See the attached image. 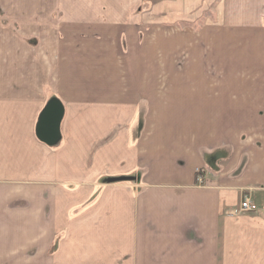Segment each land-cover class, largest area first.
I'll return each mask as SVG.
<instances>
[{
    "label": "crops",
    "instance_id": "obj_1",
    "mask_svg": "<svg viewBox=\"0 0 264 264\" xmlns=\"http://www.w3.org/2000/svg\"><path fill=\"white\" fill-rule=\"evenodd\" d=\"M77 4L0 0V264H264V28L187 51Z\"/></svg>",
    "mask_w": 264,
    "mask_h": 264
},
{
    "label": "rangeland",
    "instance_id": "obj_2",
    "mask_svg": "<svg viewBox=\"0 0 264 264\" xmlns=\"http://www.w3.org/2000/svg\"><path fill=\"white\" fill-rule=\"evenodd\" d=\"M71 5L80 6L85 12H89L90 7L93 8L96 14H100L103 20L115 23H128L134 26L136 30L140 21V17H145L152 24V27L137 28L140 41L148 37L153 46L157 44L152 40L157 38L170 39L174 38L175 33L181 34L180 37L175 38V42H170L173 46L184 47L193 51L196 46L203 40L205 46L206 42L203 38L206 26L218 24L222 19V11L224 10L225 18L223 26L226 31L234 32L237 27H245L254 23L260 24L264 28V0H70ZM253 3L255 9L248 14L247 10L242 9L243 2ZM250 1V2H249ZM90 5V6H89ZM252 5V6H253ZM97 17V16H96ZM161 22V24H160ZM130 26H125L124 31L130 33L133 29ZM148 31H150L148 33ZM147 32V35H145ZM171 35V37H169ZM178 35V34H177ZM168 36V37H166ZM166 37V38H165ZM177 39V40H176ZM123 41H125L123 39ZM177 41V42H176ZM158 47V46H157ZM122 50L124 48L122 47ZM166 48H159L157 54L166 58ZM205 48H200L198 52L192 54L195 60L190 61L188 53L181 52L182 61L180 66L181 72L191 73L201 70L200 60ZM170 51V50H168ZM183 53V54H182ZM198 57V58H197ZM186 59V60H185ZM185 69H184V68ZM150 69L157 71L155 63L152 62ZM201 180V181H200ZM198 182L202 185L204 183L203 177H199Z\"/></svg>",
    "mask_w": 264,
    "mask_h": 264
},
{
    "label": "water",
    "instance_id": "obj_3",
    "mask_svg": "<svg viewBox=\"0 0 264 264\" xmlns=\"http://www.w3.org/2000/svg\"><path fill=\"white\" fill-rule=\"evenodd\" d=\"M62 118L63 107L58 102H54L47 107L40 118L38 127V134L40 135L42 140H48V143L50 145L58 141L60 135L59 127ZM45 124L51 125V128L50 130H48V132L44 131ZM45 134H47L48 138L50 139H44Z\"/></svg>",
    "mask_w": 264,
    "mask_h": 264
},
{
    "label": "built area",
    "instance_id": "obj_4",
    "mask_svg": "<svg viewBox=\"0 0 264 264\" xmlns=\"http://www.w3.org/2000/svg\"><path fill=\"white\" fill-rule=\"evenodd\" d=\"M258 211V206L254 204L249 197H244L239 207L231 210L229 214L231 216L238 217L245 214L257 213Z\"/></svg>",
    "mask_w": 264,
    "mask_h": 264
}]
</instances>
